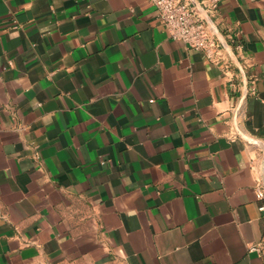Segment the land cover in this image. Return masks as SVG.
Segmentation results:
<instances>
[{
  "label": "crops",
  "instance_id": "obj_1",
  "mask_svg": "<svg viewBox=\"0 0 264 264\" xmlns=\"http://www.w3.org/2000/svg\"><path fill=\"white\" fill-rule=\"evenodd\" d=\"M214 21L217 64L150 0H0V264H264V0Z\"/></svg>",
  "mask_w": 264,
  "mask_h": 264
},
{
  "label": "built area",
  "instance_id": "obj_2",
  "mask_svg": "<svg viewBox=\"0 0 264 264\" xmlns=\"http://www.w3.org/2000/svg\"><path fill=\"white\" fill-rule=\"evenodd\" d=\"M219 1L150 0L171 38L202 52L213 64L218 63L221 50L220 30L214 21ZM255 194L258 211L264 219V186L257 184ZM249 251L264 260V239L250 245Z\"/></svg>",
  "mask_w": 264,
  "mask_h": 264
}]
</instances>
